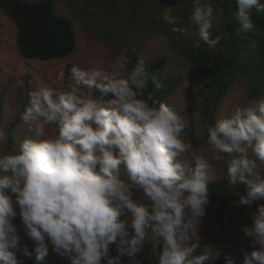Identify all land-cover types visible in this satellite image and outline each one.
<instances>
[{"label":"clouds","instance_id":"9594fccd","mask_svg":"<svg viewBox=\"0 0 264 264\" xmlns=\"http://www.w3.org/2000/svg\"><path fill=\"white\" fill-rule=\"evenodd\" d=\"M192 4L190 26L215 49L222 37H212L211 0ZM253 8L264 13V0H236L237 33L256 27ZM162 9L158 18L176 25L173 7ZM102 63L72 66L69 90L43 85L28 94L20 121L36 138L0 152V264H22L17 253L42 264L50 252L69 264H213L220 253L196 254L194 241L215 169L186 139L183 119L148 91L149 81L161 83L143 59L129 69L121 49L107 69ZM204 132L228 184L246 189L232 201L250 210L241 231L256 250L241 248L242 264H264V97L235 106ZM7 141L0 129V144Z\"/></svg>","mask_w":264,"mask_h":264},{"label":"rangeland","instance_id":"374dc122","mask_svg":"<svg viewBox=\"0 0 264 264\" xmlns=\"http://www.w3.org/2000/svg\"><path fill=\"white\" fill-rule=\"evenodd\" d=\"M51 1L53 12L71 22L76 44L69 56L49 61L25 60L20 57L16 45V28L8 10L0 3V129L8 134L7 143L0 144V152L6 153L16 146L20 138H36L35 133L29 131L20 121V116L28 104L30 92L43 85L69 90L75 83L70 72L72 66L89 67L100 60L103 61L101 66L107 69L109 62L121 49L128 50L129 69L134 67L139 59L145 61V69L150 74L152 67L157 66L154 73L161 87L156 89L149 81L148 91L159 95L157 99L166 103L183 119L185 132L189 130L192 122L195 138L200 140L205 135L208 117L203 115V102L198 92L203 90L204 95L213 94L216 85L208 74L196 69L198 63L200 65V61L203 60L194 52L195 49H202L215 58L220 56L215 52L219 44L215 49H210L199 41L195 28L190 26L188 20L193 11L192 0ZM211 4L215 17L212 29L222 33L229 22L227 17H231L228 15L223 21L225 11L232 8L233 2L211 0ZM161 6L173 7L172 15L178 21L176 25H169L158 18L163 11ZM251 15L255 19L252 21L256 27L250 32L241 33L238 50L243 54L247 45L252 44L259 45L263 53L260 56L257 53L253 54L255 62H247L246 59L241 61V57L234 61V70L226 76L225 95L212 111L213 124L217 119L227 116L235 106H249L255 99L264 97V13H257L254 8ZM173 27L179 28L180 31H172ZM212 37L215 38L213 35ZM227 60L225 56H220L222 63H226ZM204 61L202 64L205 63V67H210L214 62L212 58ZM67 66L70 67L68 75ZM79 87L82 92L91 91L82 85ZM255 91H259V94L253 97ZM110 98L111 94L106 97ZM45 131L47 134L49 129L46 128ZM186 139L189 138L186 136ZM196 152L207 159L215 169V182L209 184V189L218 186L224 176L226 167L224 162L212 159L213 153L209 150L206 140ZM259 170L264 172V165H260ZM237 191L244 194L245 186L239 185L232 189L228 185L226 209L219 219L217 213L221 199L220 197L209 199L199 231L200 239L194 241L199 242L196 254H202L205 248H211L213 253L217 251L220 253L213 264H225V257L233 259L235 264H242L243 256L240 249L244 248L248 252L253 249L241 231L242 225L251 224L250 210L246 206L236 207L232 203L233 200L239 199L234 195ZM15 223L19 226V218ZM24 242L31 251V242L27 238ZM17 256L22 264H36L34 254L28 257L17 253ZM42 264L69 262L50 252Z\"/></svg>","mask_w":264,"mask_h":264},{"label":"trees","instance_id":"16d2710c","mask_svg":"<svg viewBox=\"0 0 264 264\" xmlns=\"http://www.w3.org/2000/svg\"><path fill=\"white\" fill-rule=\"evenodd\" d=\"M232 2V8L229 11H225L223 17V21H225L228 15L231 16L227 17L229 22L225 26V31L221 33L219 30L211 29L214 37H222L219 47L215 52L220 56L228 58L226 63L220 61V56L213 58L212 55L207 54L202 49H195L194 52L198 54L201 58L200 60H203L200 61V65L198 63L196 69L199 72L208 74L216 85L213 94L204 95L203 90L198 92V96L203 102V115L208 117V124H213L212 111L218 101L225 95L227 85L226 76L234 70V61L238 57H241V61L242 59H246L247 62H255L254 58H252L253 54L257 53L260 56L263 53V49L259 45L252 44L250 46L255 47L247 45L246 50L242 52L243 54L239 53L238 41L241 33H235L236 27L238 26L235 21L236 1L232 0ZM0 3L8 10L9 16L16 28V45L22 59L49 61L67 57L74 51L76 40L73 26L69 20L59 17L53 12L51 0H0ZM222 11H224L223 8ZM251 19L255 20L252 15ZM211 58L214 61L213 65L205 67V63L202 64V62ZM256 63L258 62L256 61ZM156 67H152L150 72L154 73L157 69ZM69 69L70 67L67 66L66 75L69 74ZM258 94L259 91H255L253 97L258 96ZM158 96L157 94L154 95L155 98ZM186 133L194 150L200 147L207 139L206 134L200 140L195 138L192 122H190V128ZM228 185L224 173L222 182L218 186L209 189V199L216 197H220L221 199V205L217 213L218 219L226 209ZM148 248H150V245L146 248V252Z\"/></svg>","mask_w":264,"mask_h":264},{"label":"crops","instance_id":"0c3cea01","mask_svg":"<svg viewBox=\"0 0 264 264\" xmlns=\"http://www.w3.org/2000/svg\"><path fill=\"white\" fill-rule=\"evenodd\" d=\"M189 1H191V0H189Z\"/></svg>","mask_w":264,"mask_h":264}]
</instances>
